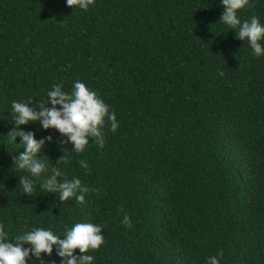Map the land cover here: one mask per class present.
<instances>
[{
	"label": "trees",
	"instance_id": "trees-1",
	"mask_svg": "<svg viewBox=\"0 0 264 264\" xmlns=\"http://www.w3.org/2000/svg\"><path fill=\"white\" fill-rule=\"evenodd\" d=\"M249 3L238 17L264 24V0ZM222 12L220 0H95L87 11L66 0H0V224L9 239L34 227L64 239L66 227L90 222L105 239L87 253L93 264H208L220 251L219 264H264V55ZM77 80L119 121L115 132L105 121L102 149L89 138L75 153L55 129L14 124L13 100L47 101L53 84L71 92ZM14 127L51 135L39 158L55 165L63 155L69 163L55 166L64 178L99 192L61 203L39 187L42 174L24 194ZM41 258L61 261L55 246Z\"/></svg>",
	"mask_w": 264,
	"mask_h": 264
},
{
	"label": "clouds",
	"instance_id": "clouds-1",
	"mask_svg": "<svg viewBox=\"0 0 264 264\" xmlns=\"http://www.w3.org/2000/svg\"><path fill=\"white\" fill-rule=\"evenodd\" d=\"M220 3L223 12L219 20L227 25L228 29H238L236 38L247 40L255 56L264 55V45L261 44L264 40V24H261L256 16L242 22L237 15L240 9L251 7L249 0H220ZM66 4L71 8L78 7L87 11L89 6H94L95 0H66ZM219 74L223 76L224 72L220 70ZM30 104L34 106H29ZM11 113L16 126L38 122L44 130L55 129L67 138L60 143L71 142L75 153L84 151L89 138L99 148L105 146L103 129L106 120L112 132L119 127L115 112L110 111L109 105L95 90L79 80L73 83L71 92L64 91L62 84H53L52 89L47 92V101H35L31 97L27 101L13 100ZM7 135L10 142L15 143L16 137L19 136V144L23 145L24 150L14 155L12 161L18 170L29 173L28 176H19V184L24 194L32 196L35 181L30 177L40 178L42 174L47 175L39 187L45 193L58 194L61 203L75 199L83 204L89 191L99 192L98 189H90L82 184L79 178H64V173L55 166L69 163L63 155L57 159L55 165H52L49 159L45 161L39 158L45 142L52 141L51 135L37 140L33 132H26L19 127H14ZM79 163L85 170L89 168L85 160H80ZM49 165L52 166L49 168ZM122 211V208L117 209L118 214ZM121 223L128 228L132 227V221L127 214L123 216ZM102 229L101 224L77 222L70 228H65L64 239H60L50 228L43 227H34L9 239V233L5 231L4 225L0 224V264H27L28 260L33 259L39 260V264H45L41 254L51 256L53 246L56 248V254L61 257L60 264H93L94 257L87 253L98 250L105 243ZM25 244L28 247H25ZM77 249L80 254L74 255ZM222 258L223 252L220 251L216 256L208 258V264H219ZM51 264H55V261Z\"/></svg>",
	"mask_w": 264,
	"mask_h": 264
}]
</instances>
